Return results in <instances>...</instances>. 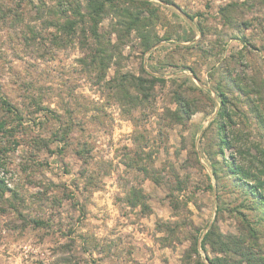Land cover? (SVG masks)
I'll return each instance as SVG.
<instances>
[{"label":"rangeland","instance_id":"rangeland-1","mask_svg":"<svg viewBox=\"0 0 264 264\" xmlns=\"http://www.w3.org/2000/svg\"><path fill=\"white\" fill-rule=\"evenodd\" d=\"M43 2L42 12L39 0H0V98L23 114L0 130V179L25 218L6 192L0 264H207L192 240L217 210L223 232L237 231L241 213L264 242L263 211L232 177L216 181L209 159L221 86L233 114L223 155L261 169L264 1L118 0L140 21L118 36V12L102 20L118 48L104 80L79 63L77 40H55L44 21L58 2ZM116 71L164 83L133 106L111 88ZM176 93L197 107L189 120L176 121Z\"/></svg>","mask_w":264,"mask_h":264},{"label":"trees","instance_id":"trees-1","mask_svg":"<svg viewBox=\"0 0 264 264\" xmlns=\"http://www.w3.org/2000/svg\"><path fill=\"white\" fill-rule=\"evenodd\" d=\"M58 2L57 8H49L47 11L55 16L51 21H44L47 26H52L59 33L55 40L60 42L61 46H67L74 40L84 50V56L79 63L95 71L99 74V79L106 78V71L112 66L114 54L118 53V48L111 42V34L100 32V24L105 16H108L111 10L118 12L119 21L117 22L120 29L115 30L118 36L128 35L132 30H136L140 21L139 16L132 15L128 9L117 8L115 4L118 0H55ZM264 1V0H261ZM169 4L170 0H164ZM148 5V4H144ZM45 6L43 0H39V9L43 12L42 7ZM38 10V17H43V13ZM53 21V22H52ZM90 39V42H89ZM147 49L150 45L143 43ZM152 46V45H151ZM109 82L113 83L112 89L116 94H120L124 100L130 102L133 106L140 104L148 98V91L152 90L157 83H164L163 79L153 77L142 71L135 75L129 72L119 74L117 71L114 78ZM218 96L220 98V107L216 114L214 125L215 151L209 154L212 166V175L216 181L220 176L232 177L239 186L254 199L255 205L264 213V150H259L261 159H255L260 164L259 173L254 170L238 164L235 157L226 158L224 149L228 145V137L226 134L227 123L232 119V111L227 107L226 95L218 86ZM259 113L261 122L264 123L262 113L258 107H255ZM197 111L194 103L187 99L182 93H176V111L174 112L177 122H182V117L189 120ZM0 113L6 120H0V130L7 132V124L18 122L22 124V115L19 111H14L11 104L0 98ZM9 114L12 117H9ZM3 117L1 119H3ZM9 121V122H8ZM13 135L14 132H10ZM9 135V136H10ZM58 138V137H55ZM43 146H48V141L39 139ZM222 155V159L218 160V156ZM221 174V175H220ZM6 192H11L9 196V207L15 210L18 218H24L13 202L20 200L17 191L10 190L4 179H0V198H5ZM138 195V194H137ZM6 200V199H5ZM7 200V202H8ZM129 200V199H128ZM129 201L133 206L137 204L138 199ZM8 205V204H7ZM219 210L216 211L215 218L205 233H201L192 240L193 252L200 256L199 249L204 252V260L207 264H264V242L250 221L243 215L241 222L238 224L236 232H223L219 225ZM40 225L39 222H35Z\"/></svg>","mask_w":264,"mask_h":264},{"label":"crops","instance_id":"crops-1","mask_svg":"<svg viewBox=\"0 0 264 264\" xmlns=\"http://www.w3.org/2000/svg\"><path fill=\"white\" fill-rule=\"evenodd\" d=\"M105 200H108V198L106 197ZM103 220L100 219V222H102ZM138 236L141 240H143V242L146 243V246L149 247L150 249H154V243L151 242V240L147 237V234L141 232V233H138ZM154 251V250H153Z\"/></svg>","mask_w":264,"mask_h":264}]
</instances>
